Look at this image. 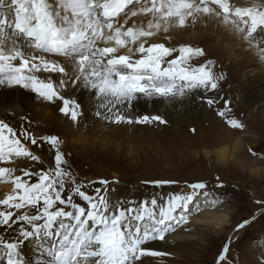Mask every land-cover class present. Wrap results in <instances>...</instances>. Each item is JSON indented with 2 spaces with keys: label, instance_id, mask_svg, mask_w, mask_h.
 Wrapping results in <instances>:
<instances>
[{
  "label": "rangeland",
  "instance_id": "1",
  "mask_svg": "<svg viewBox=\"0 0 264 264\" xmlns=\"http://www.w3.org/2000/svg\"><path fill=\"white\" fill-rule=\"evenodd\" d=\"M86 1L90 4L89 8L97 13L101 2ZM5 2L4 0L3 3ZM39 4L48 3L41 0ZM129 9L130 7L123 8L120 13L126 16ZM249 34L257 40L262 38L260 28ZM254 43L264 44L255 41ZM81 44L89 46L82 42L77 45L73 43V54H84V51L80 50ZM35 46L38 52L43 51L37 42ZM199 47L201 48L193 51L194 55H191L192 51L186 46L181 48L180 52L184 55V62L188 64L196 62L198 65L207 58L208 65L203 64L194 69L204 77L203 82L197 79L198 76L195 81L206 86L204 95L211 101L210 104L205 103L206 101L203 103L209 110L206 113V123L196 122L191 127L181 126L167 123L164 117L154 113L155 115L150 117H160V122L163 120L165 124L161 122L153 125L151 119L153 126L149 123L148 132H145L144 121L149 122L147 118H150L145 114V120L141 118L136 122V130L129 129L123 133L105 128L107 124L103 125L104 127L100 125L101 130L97 135L91 136L86 146H79L71 143L75 137L70 133L78 128L72 126L64 117H59L53 110L37 116L45 126L43 130L55 135V139L59 140L56 142L53 139L54 146L49 153L46 148L39 149L28 142L22 146L24 152L11 155L14 158L11 162L23 163L21 165L25 167H13L0 181H20L11 200L0 199V232L5 235L17 224L25 227L18 229L21 233L18 232L13 244L14 248H18L19 257L1 264H102L98 259L99 255L105 254L101 251L108 250L109 244L98 240L99 231L94 233L97 228L93 231H90V228L95 224L100 233L104 234V238L108 234L105 228L109 223L104 216L108 204L104 196L111 195L115 188L123 193V201L117 212L118 216L112 220L118 221L126 231L125 238L118 235L117 239L112 241L115 246L113 248L119 252L120 262L127 260L126 264H264V79L248 80L247 82L255 85L254 89L244 87L236 80L235 69L230 62H220L203 45ZM187 56L191 58L189 61ZM114 74L108 73V78H112ZM211 79L217 86L214 95L212 94L216 88L207 91L210 87L208 81ZM136 90H141L138 94H163L161 88L147 90L135 85L132 91ZM182 91L184 92L180 87H168L164 95L168 93L174 98L178 94L180 96ZM169 96L166 95V98ZM35 100L39 112L45 104L38 98ZM15 101L17 102V99ZM213 108H217L218 112H214ZM13 110L19 111L16 113L18 115L21 112L27 113V110L17 105ZM77 114V120L83 121L82 112ZM176 115L178 116V113ZM156 122L157 120H154V123ZM231 123L234 124L232 127ZM86 124L81 127L82 131L87 129ZM42 125L36 130L41 129ZM104 129L106 131H103ZM214 132L222 136L233 134L230 144L207 143V138ZM36 133L37 131H33L30 135ZM108 137L111 139L108 140ZM237 137H241L242 146L234 152L231 151V143ZM93 140L97 142L94 146ZM224 145L228 148L229 158L219 163L215 152ZM9 150L13 151L11 148H5L1 152L8 154ZM26 151L32 156L44 154L45 163L40 161L42 172L39 178H34V175L29 177L25 170L26 166L30 167V171H37L39 168L38 165L31 167L33 161L31 156L28 158ZM204 151L209 154L206 155ZM0 163L5 162L3 160ZM57 168H60L58 174L50 175V171ZM76 186L78 188L74 192L71 191ZM53 189H58L61 193L58 197L63 196L64 201H61L62 198L57 201L59 206L69 205L70 198L67 196L70 195L80 196L82 198L76 199L84 201L83 198H88V202L98 200V204H101L100 207L97 205L99 217L83 212L84 204L76 206V209L79 208L76 215L70 212L66 216L65 211L55 212L57 208L52 207L49 209V197L44 191L51 193ZM57 203L54 200L52 206ZM210 212H213L214 218ZM58 213L57 220L51 221L53 227L49 226V219ZM71 215L77 216L74 218H78L76 223ZM220 219L227 221L219 225ZM41 223L47 224L42 226ZM73 225L74 229L80 227L86 233L93 232L86 243L81 241L77 244L71 241L59 248L56 245L59 236L55 235L51 243L46 240V245L39 249V243L35 239L38 235L30 234L31 230L36 231L40 227H51L52 232L57 233L59 227L71 230ZM45 237L49 238L47 235ZM25 242L26 245L30 244L32 252L29 256L26 255L27 249H23ZM156 242L160 249L152 250V245ZM1 250H5L3 246L2 249L0 246V252ZM33 253L46 255V259L35 263L32 260ZM70 255L73 257L68 259Z\"/></svg>",
  "mask_w": 264,
  "mask_h": 264
},
{
  "label": "bare ground",
  "instance_id": "2",
  "mask_svg": "<svg viewBox=\"0 0 264 264\" xmlns=\"http://www.w3.org/2000/svg\"><path fill=\"white\" fill-rule=\"evenodd\" d=\"M5 1L4 4V0H0L3 3V5L0 3V162L3 160L5 162L0 163V181L13 167H25L21 165L23 163L14 164L10 161L14 159L11 155L15 156V152H24L22 147L24 144L30 142L39 149L46 148L47 153L51 151L54 146L53 139L56 137L43 130L45 126L37 117L49 113L47 112L49 110H53V113L64 117L72 126L78 128L77 131L70 133L75 137L71 143L79 146H86L89 138L101 130L100 125L107 124L105 128L124 133L129 129H135L136 122L141 118L145 120V114L149 117L156 114L164 117L167 123L181 126L191 127L196 122L206 123V113L209 110L203 103L206 101L205 103L210 104L211 101L204 95L206 86L195 81L196 76L202 82L204 77L202 78L198 70L194 69L207 64V58L198 65L196 62L185 63L184 55L180 52L184 46L192 51L191 55H194L193 51L203 45L220 62H230L235 69L236 80L244 87L254 89L255 85L247 81L264 79V44H259L264 42V14L261 13L264 9V0H126L124 8L130 7L126 16L119 13L111 19L105 12L111 0H98L101 5L97 13L89 8L90 4H87L86 0H46L48 3L46 5H40L41 0ZM256 28H260L262 38L259 40L249 34ZM35 42L41 46L42 52L36 50ZM80 42L89 46L81 44L80 50L84 51V54H73L71 46ZM131 50L133 52H130ZM190 59L187 56V60ZM119 64L122 66H118ZM112 72L115 73L114 76L108 78V73ZM211 80L208 81L210 87H207V91L216 88L212 94L214 95L217 86ZM96 83L99 84L95 85ZM171 84L173 86H169ZM135 85L147 90L161 88L163 94L161 93V96L156 93L138 94L141 90L132 91ZM168 87L176 89L180 87L184 92L182 91L180 96L179 94L175 96L176 98L167 93L169 97L166 98L164 92L168 91ZM36 98L45 104L39 112L36 109L38 107ZM15 105L27 110V113L16 114L19 111L13 110ZM213 110L218 112L217 108ZM79 112H82L84 119L81 122L77 120ZM175 113H178V116ZM8 117L10 118L6 120ZM159 118H147L149 122L144 121L145 132H148L149 123L151 126L164 123L163 120L160 122ZM154 120L157 122L154 123ZM83 124L87 127L85 131L81 128ZM40 125L41 129L36 130ZM232 125L234 124L231 123V127ZM33 131H37L36 135H30ZM232 138L233 134L222 136L214 132L206 141L209 144L210 142L230 144ZM110 139L111 137H108V140ZM58 140L59 138L55 139L56 142ZM92 142L94 146L96 141ZM231 144V151L235 152L242 146L241 137L233 139ZM5 148H11L13 151L9 150L8 154H3L1 150ZM204 153L209 154L205 151ZM43 155L40 153L32 156L27 152L28 158L31 156L33 161L31 167L39 166L37 171H30V167L26 166L25 170L29 177L32 175L34 178L40 177L42 172L40 161L45 163ZM215 155L217 162H225L229 158L227 146H221ZM59 169L50 171V175H57ZM19 184V179L13 183L8 180L0 182V199L11 200ZM77 188L76 186L71 191L74 192ZM44 193L49 197L47 203L50 206L47 207L57 208L55 212L65 211L66 216L70 212L75 214L79 212L76 206L84 204L83 212L99 217L98 200L88 202V198H83L84 201L76 199L82 198L80 196L70 195L67 196L70 198V204L59 206L57 203L59 198H62L61 201L64 199L63 196L58 197L61 194L58 189L56 191L53 189L51 193L46 190ZM122 194L115 188L111 195L104 196L108 208L105 215L102 214L109 223L105 228L108 233L106 237L104 238V234L100 233L95 224L90 228V231L97 228L94 233L97 234L99 231L98 240L103 244H109L108 250L101 251L105 254L99 255L98 259L102 264H117L115 262L126 264L127 261L118 260L119 252L113 248L115 246L112 242L113 239H117L116 236L121 235L125 238L126 235L120 223L112 220L118 216L117 212L123 201ZM54 200L57 206H52ZM210 214L214 218L213 212ZM57 215L59 213L49 219V226L53 227L51 221H56ZM75 217L77 216L72 218L76 223L78 218L75 220ZM226 221L220 219L218 224L220 222L219 225H222ZM41 224L43 226L47 223ZM23 227L25 226L17 224L5 235L0 232V246L1 249L2 246L5 249L0 252V264L19 257L18 248H14L13 244L18 237L20 231L18 229ZM51 227L31 230L30 234L38 235L35 239L39 243V249L46 245V240L51 243L55 235L59 236L56 245L60 248L71 241L77 244L81 241L86 243L93 234L84 232L80 227L74 229V225L71 230L59 227L57 233L52 232ZM46 235L49 238H46ZM158 246L156 242L151 249H160ZM23 249L24 251L27 249V256L32 252L30 244L26 245V242ZM39 254L33 253L32 260L35 263L40 259H46V255ZM72 257L73 255H70L68 259Z\"/></svg>",
  "mask_w": 264,
  "mask_h": 264
},
{
  "label": "water",
  "instance_id": "3",
  "mask_svg": "<svg viewBox=\"0 0 264 264\" xmlns=\"http://www.w3.org/2000/svg\"><path fill=\"white\" fill-rule=\"evenodd\" d=\"M261 12H264V9H262V11Z\"/></svg>",
  "mask_w": 264,
  "mask_h": 264
}]
</instances>
